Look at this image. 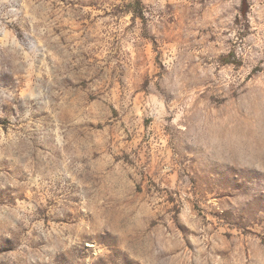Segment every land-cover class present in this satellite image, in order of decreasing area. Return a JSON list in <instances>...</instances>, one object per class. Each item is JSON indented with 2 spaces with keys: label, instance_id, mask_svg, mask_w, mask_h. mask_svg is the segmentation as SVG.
<instances>
[{
  "label": "rangeland",
  "instance_id": "374dc122",
  "mask_svg": "<svg viewBox=\"0 0 264 264\" xmlns=\"http://www.w3.org/2000/svg\"><path fill=\"white\" fill-rule=\"evenodd\" d=\"M0 264H264V0H0Z\"/></svg>",
  "mask_w": 264,
  "mask_h": 264
}]
</instances>
